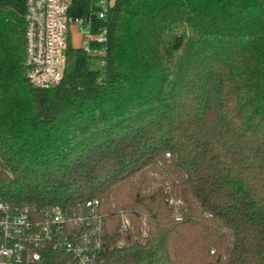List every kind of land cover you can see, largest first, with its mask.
Listing matches in <instances>:
<instances>
[{
  "label": "trees",
  "instance_id": "16d2710c",
  "mask_svg": "<svg viewBox=\"0 0 264 264\" xmlns=\"http://www.w3.org/2000/svg\"><path fill=\"white\" fill-rule=\"evenodd\" d=\"M102 26L101 69L69 43L64 79L37 88L26 0H0V198L98 197L105 264H264V1L116 0ZM37 264L77 263L50 248Z\"/></svg>",
  "mask_w": 264,
  "mask_h": 264
},
{
  "label": "built area",
  "instance_id": "2783aa9c",
  "mask_svg": "<svg viewBox=\"0 0 264 264\" xmlns=\"http://www.w3.org/2000/svg\"><path fill=\"white\" fill-rule=\"evenodd\" d=\"M115 2L91 0L90 14L77 17L71 14L73 0H26L25 62L30 83L46 89L64 79L74 28L80 31L81 47L88 54L103 56L108 30L102 26L93 32L94 18L106 20ZM99 59L104 65L105 59ZM118 215L122 246L133 226L128 213L120 211ZM138 238L144 243L150 240L146 220L140 225ZM105 241L106 215L98 197L72 211L59 205H13L0 198V264H37L50 248L66 250L77 264H105Z\"/></svg>",
  "mask_w": 264,
  "mask_h": 264
},
{
  "label": "rangeland",
  "instance_id": "374dc122",
  "mask_svg": "<svg viewBox=\"0 0 264 264\" xmlns=\"http://www.w3.org/2000/svg\"><path fill=\"white\" fill-rule=\"evenodd\" d=\"M264 1V0H263ZM71 44H73L75 47H81L82 45H83V41H82V38H81V36H80V31L77 29V28H74L73 29V32H72V36H71ZM90 65H91V67L92 68H94V69H101L102 67H103V65L101 64V61H100V59L99 58H96V57H93L92 59H91V61H90ZM173 199V202H175L174 201V198H172ZM171 199V200H172ZM170 200V201H171ZM172 202V201H171ZM175 204L176 205H178L179 204V202H175ZM119 213V212H118ZM120 220V219H119ZM136 239H138V240H140L139 238H138V235L135 237ZM122 241V236L120 237V240H119V242H121ZM119 242H118V244H119ZM127 242V237H126V240L124 241V244ZM123 244V245H124Z\"/></svg>",
  "mask_w": 264,
  "mask_h": 264
}]
</instances>
